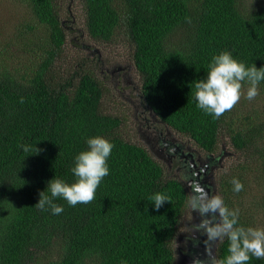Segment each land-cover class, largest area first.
Here are the masks:
<instances>
[{
  "label": "trees",
  "instance_id": "1",
  "mask_svg": "<svg viewBox=\"0 0 264 264\" xmlns=\"http://www.w3.org/2000/svg\"><path fill=\"white\" fill-rule=\"evenodd\" d=\"M17 2L35 26L19 19L14 33L0 39V264H175L177 246L187 243L177 234L188 233L182 226L190 220L189 195L144 143L132 140L139 134L138 118L121 112L125 105L131 108L129 97L118 95L117 105L110 106L103 99L109 100L104 80L86 58H63L68 23L62 14L81 16L86 37L98 44L127 38L132 75L138 76L133 98L154 118L204 154L217 156L223 150L220 136L226 135L250 159L253 149L264 173L262 124L252 125L248 115L235 124V105L213 119L193 98L195 80L221 51L246 66H264V0H13V13L22 12ZM262 100L264 81L250 102ZM245 101L242 95L237 103ZM97 135L114 147L110 173L95 198L74 207L56 198L63 206L59 215L34 207L54 175L73 182V157L87 148L86 138ZM245 168L237 164L217 172L216 195L239 209L241 226L264 228V193L257 201L261 222L238 203ZM233 177L243 184L238 193ZM155 193L170 202L155 210L149 201ZM227 248L226 237L217 240L216 259L226 256Z\"/></svg>",
  "mask_w": 264,
  "mask_h": 264
},
{
  "label": "clouds",
  "instance_id": "2",
  "mask_svg": "<svg viewBox=\"0 0 264 264\" xmlns=\"http://www.w3.org/2000/svg\"><path fill=\"white\" fill-rule=\"evenodd\" d=\"M262 81L264 66L257 68L254 63L246 66L243 61L235 59L231 52L224 50L211 57L205 76L195 80L193 98L198 109L213 119H218L231 110L242 95L249 101L253 100L258 95V85ZM242 82L248 84L246 94L241 91ZM146 108L148 111L147 106ZM130 110L133 113L132 106ZM148 115L156 119L152 113ZM85 143L87 148L73 157L70 169L75 178L73 182L69 183L54 175L47 181L46 188L38 193L39 198L34 207L41 211L50 210L52 215H59L63 206L55 203L56 198L65 200L72 207L88 204L95 198L98 186L110 173L107 161L114 145L100 135L86 138ZM191 149L195 150V147L191 146ZM23 150L28 151L29 146H23ZM38 151L37 149L36 153ZM189 184L185 183V190ZM231 184L234 192L238 193L243 189V184L235 177ZM194 193L192 196L187 192L191 198V208L201 216L197 229L202 230L209 241L225 237L228 240V254L220 259L212 257L211 264H249L252 258L264 259V228L241 226L238 223L239 209H230L220 196L209 195L199 186L195 187ZM149 201L155 210L164 202H170L161 193L153 194ZM121 264L126 262L122 261Z\"/></svg>",
  "mask_w": 264,
  "mask_h": 264
},
{
  "label": "rangeland",
  "instance_id": "3",
  "mask_svg": "<svg viewBox=\"0 0 264 264\" xmlns=\"http://www.w3.org/2000/svg\"><path fill=\"white\" fill-rule=\"evenodd\" d=\"M12 1L13 0H0V39L1 40H3L4 37H7L9 35H12V33H14L15 25L19 19L21 22L27 21L26 23H31L34 25L33 18L29 19L31 14L29 13L28 9H26L22 4L17 2L18 5H16L17 7H19V9L22 12L13 13L11 11ZM248 1H253V0H248ZM65 15H66L65 12H63L61 18L63 21L66 20L68 23L66 25L67 35L62 53L63 58L65 60L66 57L68 60L71 56L78 57L79 59L80 57L86 58L85 59L86 64L94 70L95 76L97 78H99L102 81L104 80L103 82L105 84V87H107L109 91L108 92L109 100L105 98L103 99L110 106H116L118 103V95L128 98V96L126 95L130 93V90L128 89V84L118 85L117 89H115L107 81L108 77H106L105 79L102 77L100 73L101 69L99 67H102L103 64L108 69L112 70L115 67V65H113L115 63L121 66H126L128 64L132 65L130 60L133 52V47L129 44L127 38L124 35H121L118 43L116 44L114 43H110V44L101 43L102 45L98 44L92 39H88L86 37L85 29L82 27L81 16H76L75 12L73 11L72 12L69 11L68 19L65 18ZM22 17L25 19L21 20ZM24 26L25 24L23 25V28L24 30H26ZM80 46L82 50L79 49ZM80 62L82 63V59L80 60ZM63 65L65 64L63 63ZM57 66H58V62H57ZM135 79L136 80L138 79L137 75H135ZM247 88H248V84L246 86L242 85L241 90L242 92H244V94H246ZM125 107H127L128 109H126ZM125 107L121 108V112L129 113L131 114V118H133L132 111L129 109L128 106L125 105ZM252 108L255 110L253 111ZM247 115L250 116L252 125H257L261 123L262 124L261 132H264V100L259 101L257 103H251L249 100L241 104L236 103L235 109L232 111L231 114L233 118L232 121L235 124H241L242 122L245 123L246 120L244 117H246ZM172 135L175 138V140H178L174 134ZM138 136L139 135L136 133V135L135 136L133 135L131 138L133 141L137 143H141ZM183 138L187 139L185 136H183ZM219 145L221 149H223L222 151H224L223 152L224 154L222 153V156H220L221 158H218V165L214 169V174H216L220 170H227L231 167L233 168V170H235L237 164L239 165L242 164L244 166H247L248 170L246 171L245 168V174H244L245 187H244V191L240 193L241 195L239 197L240 200H238V203L242 208L251 209L252 212L254 213L253 214L254 220L257 222H261V215L263 217V214L259 211L257 201L264 193V183L261 184V182H264V173H262L261 165H259V157L253 155L254 154L253 149L250 150V152L253 153L251 159L248 153L245 152L241 153L237 151L234 148V146L230 143L229 137L226 135L220 136ZM152 155L154 154L152 153ZM154 159L158 161L164 167V169L166 168L164 162H162L160 159H157L156 157H154ZM256 227L262 228L263 225H259ZM179 235L180 233L177 234L178 240L181 239ZM182 239H184L183 235H182Z\"/></svg>",
  "mask_w": 264,
  "mask_h": 264
},
{
  "label": "flooded vegetation",
  "instance_id": "4",
  "mask_svg": "<svg viewBox=\"0 0 264 264\" xmlns=\"http://www.w3.org/2000/svg\"><path fill=\"white\" fill-rule=\"evenodd\" d=\"M113 65H115V67L112 70L108 69L103 64L102 67H99L102 77L104 79L108 77L107 81L115 89H117L118 85L128 84L130 93L126 95L129 97V102L133 107L134 117L138 118L136 119V125L139 131L138 137L141 141H144L150 152L165 163V169L169 175L179 180L189 179L195 176L196 172L200 170V167L211 168V163L215 159L212 153L204 154L201 150L192 145L191 141L173 133L163 121L153 119L148 115L150 111H147L146 106L141 103L139 99L135 101L133 95H137L138 88L134 82L135 76L132 75L131 65ZM172 134H174L178 140H175ZM191 146H194L195 150H192ZM187 182L188 181H186V183ZM188 191L191 193V189H188ZM190 200L191 198H189L188 202L190 220L184 221L182 226L185 228L188 227V232L192 226L191 213L193 209L191 208ZM183 234H186V236L188 235V233H180L179 237H181V239L179 241L182 240ZM186 245L187 243H185V248ZM183 249V246H177V260L183 253Z\"/></svg>",
  "mask_w": 264,
  "mask_h": 264
},
{
  "label": "water",
  "instance_id": "5",
  "mask_svg": "<svg viewBox=\"0 0 264 264\" xmlns=\"http://www.w3.org/2000/svg\"><path fill=\"white\" fill-rule=\"evenodd\" d=\"M151 113L154 114L153 112ZM142 142L144 143L143 140ZM223 152L224 151H221L215 156V159L211 163V168L200 167V170L196 172L195 176L189 179L179 180L178 178H175L179 180L184 187L186 181L190 183L186 190L188 192V189H191L192 196L195 194L194 189L197 186L203 188L209 193V195H216L214 169L218 165V158H221L220 156H222ZM152 157L154 158L156 156L152 155ZM156 158L159 159L158 157ZM191 216L192 226L187 235V237H189V239H187V247L183 249V253L179 256L175 264H196L197 261L199 264H211V258H216L215 247L217 240L209 241L203 234L202 230L197 229V225H199L201 221V216L198 212L192 210ZM183 236H186V234H183Z\"/></svg>",
  "mask_w": 264,
  "mask_h": 264
}]
</instances>
